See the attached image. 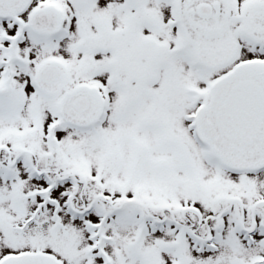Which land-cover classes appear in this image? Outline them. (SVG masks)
<instances>
[{
	"label": "snow or ice",
	"instance_id": "6c2138e0",
	"mask_svg": "<svg viewBox=\"0 0 264 264\" xmlns=\"http://www.w3.org/2000/svg\"><path fill=\"white\" fill-rule=\"evenodd\" d=\"M0 264H264V0H0Z\"/></svg>",
	"mask_w": 264,
	"mask_h": 264
}]
</instances>
